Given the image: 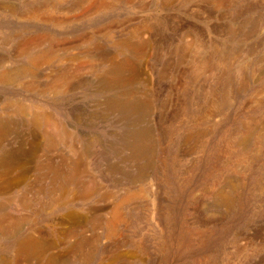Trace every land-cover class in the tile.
I'll list each match as a JSON object with an SVG mask.
<instances>
[{"label": "rangeland", "instance_id": "rangeland-1", "mask_svg": "<svg viewBox=\"0 0 264 264\" xmlns=\"http://www.w3.org/2000/svg\"><path fill=\"white\" fill-rule=\"evenodd\" d=\"M217 1L0 0V264H264V0Z\"/></svg>", "mask_w": 264, "mask_h": 264}, {"label": "bare ground", "instance_id": "bare-ground-1", "mask_svg": "<svg viewBox=\"0 0 264 264\" xmlns=\"http://www.w3.org/2000/svg\"><path fill=\"white\" fill-rule=\"evenodd\" d=\"M82 1V3L83 2H88V1H91V0H81ZM94 2V1H93ZM217 2H219V0L217 1ZM92 3V2H91ZM95 3H97V2H95ZM99 3V2H98ZM105 3V2H104ZM103 4V3H102ZM101 3L100 4H97V5H94V6H91V8L89 9V11L91 10V11H93V12H95V11H99L100 9L102 10L103 9V5H102ZM106 6V5H105ZM107 7V6H106ZM89 8V7H88ZM47 10L49 11H51L52 12V9H51V7H47ZM88 10H85V12L86 13H88L89 12ZM51 40V39H50ZM142 43L144 44V42L142 41ZM50 44V43H49ZM24 45V44H23ZM27 45V44H26ZM29 45V44H28ZM137 45V44H136ZM128 46V48L129 49H131L133 52H137L136 54H140V48L141 47H139V46H134V44L133 45H127ZM143 47V46H142ZM27 49V48H26ZM29 49V48H28ZM27 49V50H28ZM53 51V50H52ZM138 51H139V53H138ZM41 56H43V59H46L48 56H50V55H48L47 56V54H45V53H43V55H41ZM42 60V59H41ZM34 61V60H33ZM38 62V61H37ZM35 63V62H34ZM47 63V62H46ZM116 63V62H115ZM202 63L204 64V65H206V62L204 61H202ZM218 63V62H217ZM33 64V63H32ZM37 64H39V62L37 63ZM130 64H122V67L124 68V67H126L125 69L126 70H128L129 69V72L127 73V76L126 77H121V78H118V80H117V84H125L124 82H126V81H128V79H130L131 78V73L133 72L132 70H131V65L129 66ZM216 65H218V64H216ZM129 66V68H127ZM200 66H201V64H200ZM202 67V66H201ZM210 67V66H209ZM78 68L79 67H77V71H78ZM119 68V67H118ZM123 68H119V69H122L123 70ZM206 68V67H205ZM81 70V69H80ZM132 72H131V71ZM68 71V70H67ZM72 71V70H71ZM119 71H121V70H119ZM118 72V71H117ZM122 72H124V70L122 71ZM122 72H120V73H122ZM28 73H30V72H28ZM133 74V73H132ZM8 75V74H7ZM7 75H1L0 76V82L1 81H3V83L5 82L6 83V81H8V80H10L11 78V76L10 77H8ZM16 75V74H15ZM70 76H72V72H63L61 75H59V76H57L56 78H55V80L54 81H52L53 83H52V88H57V87H61L62 85H64V84H67V82L69 81V78H70ZM132 78H133V76H132ZM131 78V79H132ZM10 81H13V80H10ZM31 83V82H30ZM28 84V85H31V84ZM126 83H128V82H126ZM116 84V85H117ZM122 84V85H123ZM213 84V83H212ZM212 84H211V88H210V90H209V92H210V96L209 97H211V95H213V96H215L216 97V95L214 94L215 93V91H214V86H212ZM50 86V87H51ZM119 86V85H118ZM121 86V85H120ZM26 87V86H25ZM24 87V88H25ZM32 87V86H31ZM29 88H30V86H29ZM55 90V89H54ZM58 90V89H57ZM212 98V97H211ZM215 99V98H214ZM215 106H216V101L215 100H212L210 103H209V105L207 106V107H205L204 108V110L201 112V115L203 116H205V115H207V116H210L211 117V115L213 114L212 113V110H213V108H215ZM212 109V110H211ZM202 110V109H201ZM200 113V112H199ZM215 115V114H214ZM38 116H39V114H36V118H38ZM49 116V115H48ZM40 119V118H39ZM46 119V118H45ZM47 120V119H46ZM195 121V120H194ZM52 122V121H51ZM55 122V121H54ZM53 123V122H52ZM52 126H54V125H52ZM56 127V126H55ZM1 137V136H0ZM50 144V143H49ZM140 147V146H139ZM13 153H14V151H13ZM15 155V154H14ZM139 155V149L137 150V153H136V155H135V157L136 156H138ZM8 159V158H7ZM52 167V166H51ZM49 169H50V167H49ZM48 169V170H49ZM56 171H59V170H56ZM52 172V171H51ZM56 172H54L53 174H55ZM71 173V172H70ZM75 173V172H74ZM72 174H73V172H72ZM55 177H58L59 175H58V173L56 174V175H54ZM73 177V176H72ZM53 178V177H52ZM71 178V177H70ZM69 178V179H70ZM68 179V178H67ZM66 179V180H67ZM92 189V188H91ZM85 192V191H84ZM84 195V194H83ZM82 196V195H81ZM137 196V195H136ZM144 197V196H143ZM115 217H117V216H115ZM7 217L5 216V215H2V216H0V230H2V232H4V231H8L3 225H2V222L6 219ZM116 219V218H115ZM4 224V223H3ZM28 238V237H27ZM30 238V237H29ZM26 239V240H23L22 242H20L19 243V245L17 246V249H16V252H15V256L17 257V259L18 258H25V259H30V258H37L38 260H40V258L42 257V254L44 253V250H45V247H44V245H43V243L41 242V241H39L38 239ZM83 240V239H82ZM85 244V241H82V242H79V244H78V250L80 251L81 250V247L83 246ZM83 248V247H82ZM77 250V251H78ZM82 251V250H81ZM85 255V254H84ZM57 262H56V258L54 259V258H50V259H48V260H46L45 261V263L44 264H56Z\"/></svg>", "mask_w": 264, "mask_h": 264}]
</instances>
